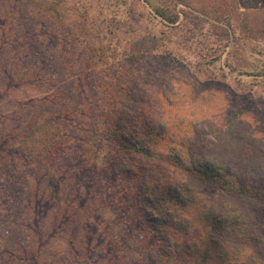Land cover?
Returning <instances> with one entry per match:
<instances>
[{"label": "rangeland", "instance_id": "374dc122", "mask_svg": "<svg viewBox=\"0 0 264 264\" xmlns=\"http://www.w3.org/2000/svg\"><path fill=\"white\" fill-rule=\"evenodd\" d=\"M130 1L134 12L145 14L125 46H115L104 20L88 19L96 13L88 9L95 0H0V264H213L202 258L207 243L227 248L235 240L198 225L202 204L220 225L249 219L253 234L264 233L255 223L264 209L255 194L253 200L238 193L223 197L189 169L138 156L128 161L135 154L112 152L106 138L115 123L124 125L119 135L140 139L144 122L165 119L169 130L156 145L170 139L167 145L185 166L218 160L245 181L250 171L263 176L264 0H155L175 7L174 24L137 0L113 5L126 12ZM153 45L164 66L146 75V95L140 102L134 95L136 110L123 109V88L111 87L103 69L111 75L113 57L123 59L135 47L149 55ZM171 67L184 75L173 88L157 75ZM184 111L194 123L173 121ZM233 133L242 145L230 144ZM145 162L155 170L147 181L140 169ZM132 177L134 188L124 189ZM156 181L158 191L139 190ZM177 185L189 187L187 195L200 203L191 205L196 227L176 225L171 235L146 219L163 209L159 201L171 191L186 194ZM252 248L264 264V240ZM208 251L212 259L220 252L217 246Z\"/></svg>", "mask_w": 264, "mask_h": 264}, {"label": "trees", "instance_id": "16d2710c", "mask_svg": "<svg viewBox=\"0 0 264 264\" xmlns=\"http://www.w3.org/2000/svg\"><path fill=\"white\" fill-rule=\"evenodd\" d=\"M114 0H95L96 4H90L88 6V9L90 12H96L94 14H90L88 19L89 20H104L105 25L109 28V32L113 34L111 37L116 38L115 46H118L119 44H126L128 38H131L134 36L132 34L131 27L136 23L139 17H142L145 12L140 11L134 12L133 10V2L130 1L128 4V10L126 12L124 9L122 11L118 10V8H115V5H113ZM141 1V2H140ZM139 2L140 6H144L147 4L151 7V10L158 15L161 20L166 21L169 24H174L178 19V13L173 12L175 7H170L166 5L165 3L160 4V2L155 0H137ZM116 3V2H115ZM124 3V1H123ZM147 13H150L147 11ZM137 15V16H136ZM86 18H83L82 20H79V24L81 21H84ZM97 20V21H98ZM120 26L125 27L123 33H121V30L119 31ZM119 34H117V32ZM79 37V34L75 36L74 38ZM68 38V37H67ZM39 40V39H37ZM69 40V38H68ZM70 40L73 41V38L70 37ZM122 42V43H121ZM125 46V45H124ZM123 46V47H124ZM152 53L149 55H142L138 47L131 49L129 53H125V57L121 59L120 57H113L117 60L116 64L112 65L114 67L112 69L111 75L108 68L103 69V72L106 73L107 82H110L111 87H119L123 88L122 96H125L121 99L122 102V108L123 109H134L136 110L135 105H133L134 102V95L138 97V102L141 101L140 95H146V92L143 91L144 87V79H147V76H151L154 73H159L157 70H161L162 68L160 65H163L161 60L159 61L158 58L160 57L158 53H153V50L155 51L157 49V46L153 45L151 47ZM95 49V48H94ZM136 56L131 54L135 53ZM141 54V55H140ZM92 55V54H90ZM161 63V64H160ZM95 66V65H94ZM135 70L138 72H141V75H134L133 74H126L124 71H127V69ZM182 69V68H181ZM174 70V72H173ZM184 70V69H182ZM179 72V71H178ZM181 73V72H180ZM177 74V75H176ZM182 74V73H181ZM161 80V83L164 85H167L169 88H173L176 85H181V80H183V74L182 76L177 73V71L174 68H170V72L160 73L157 74ZM81 79V78H80ZM138 79L137 87L135 85V82ZM81 81V80H80ZM73 82H79V79H73ZM82 83V82H81ZM83 84V83H82ZM181 86H178L179 88ZM134 93V94H133ZM186 97L189 96L186 94ZM175 96V94H174ZM164 97H166V94H164ZM137 100V99H136ZM168 105L170 102H173L172 97H166L165 98ZM109 102V101H108ZM110 103V102H109ZM171 105V104H170ZM179 105V104H178ZM188 114H193V111H188ZM186 111H184L182 114H179L177 112L174 113V117L177 123H182L187 120V122L194 123V119H189ZM184 116V117H183ZM61 118V117H60ZM111 120V119H109ZM139 120V119H138ZM169 120V119H168ZM199 122L203 121L202 119H197ZM145 125H142V131H143V137L140 139L138 137L133 138L132 133H129L128 135H119V131L122 130L124 125L121 123H115L113 124L111 128V133H108L107 139L109 144L114 147L112 149V152H123L126 153L127 156H132L135 154V157L130 158L128 161H132L138 159L141 162V160H150V159H157V164L161 165V162H168L173 167L174 170L179 171L180 169H189L191 173H194V177L200 180L201 182L207 183L212 185L214 188H216L219 191V194L224 196L229 195H236L237 193L241 195L245 199H254V194L256 196V199L258 203L264 205V175H256V172L250 171L248 175V181H245L239 173L235 169H231L230 171L227 170L225 167L222 166V164L219 163L218 160L215 161H205L203 162L204 165L201 166H195V165H184V159L181 158L177 153H175L172 150V147L168 146L170 139L166 140L161 145H156L157 140L160 138V141H164L166 138L167 131L169 128L167 127L168 123L165 122V119L162 120L159 124L155 123H148V121L144 122ZM109 121L105 122V129L109 128ZM109 131V129H108ZM252 132V131H249ZM249 132H243V138L249 136ZM222 134L223 132H219ZM247 134V135H246ZM230 136V135H229ZM63 138V136L61 137ZM61 140V139H60ZM228 141H230V144L240 142V145H242V141L239 137L235 136V133H233V137L229 138ZM52 141H49V143ZM167 142V143H166ZM45 142L44 145H46ZM48 143V144H49ZM166 143V144H165ZM59 144V143H58ZM163 144H165L164 148L165 150L162 151L158 150ZM62 146V145H61ZM60 146V147H61ZM117 151V152H116ZM165 152V153H164ZM138 162V161H137ZM224 162V161H223ZM134 164V163H132ZM247 166H251L254 164V161L251 160L250 162L246 163ZM141 171H147L144 175L145 180L147 181L148 176L146 174H149L150 176L155 174V170L152 168V166H149V164L146 162L141 165ZM139 169V170H140ZM152 169L153 171L148 172V170ZM133 174H136V171L133 170ZM133 178V177H132ZM161 180V179H159ZM252 180L253 182H250ZM174 184H176L174 182ZM124 189L131 190L134 188V178L132 180H128L126 184H123ZM177 188H182V191L186 194L180 193V191H171L170 195L166 198H163L164 201H159L160 206L163 207L159 213L155 214L152 219H146L147 222H154L156 224V227L159 228L162 226V229L166 232L170 231V234H174V229H176V225L178 226V229H186L189 227H196V215L195 211L193 210L192 206L193 204L200 203L199 198L200 197H189L191 190L186 185H177ZM250 186V187H249ZM151 187L158 191L160 188V183L158 181L154 183H145L142 189H139L142 191V193L145 195L148 190H151ZM190 191V192H189ZM183 194V195H182ZM141 197H144L141 195ZM162 199V200H163ZM203 202V201H202ZM217 205L219 204L216 203ZM171 207V209H169ZM202 209L199 214L202 221H198V225H203L204 229L207 230L208 226L213 227L216 230H219L220 232L226 233L229 238H227V241L230 239L235 240L234 243H231L227 248H224L221 246V242L218 241H212L213 244H208V248H204V255L202 258L205 261H212L213 264H225V262L228 260V263L226 264H258L257 258L253 257V248L252 244L254 242L257 243V245H260L261 241L264 240V233L263 235H255L252 233L251 229V221L248 219L246 222L244 221H235L234 223H229V225L224 223L220 225L221 221L216 220L213 221L214 216L211 213V210L209 207H206L205 204H202ZM263 212L260 211L258 213L262 219L260 220L258 216L255 218V223L259 224L258 231L261 229L264 230V209H262ZM195 220V221H194ZM181 221H183L182 224ZM202 222V223H201ZM212 223V225H209ZM177 229V230H178ZM169 230V231H167ZM224 230V231H223ZM248 238H251L248 242ZM229 244V243H227ZM216 246L219 248V253H217L215 258H211V256L208 257V249L211 251L212 248H216ZM195 264H207L201 262H196Z\"/></svg>", "mask_w": 264, "mask_h": 264}]
</instances>
